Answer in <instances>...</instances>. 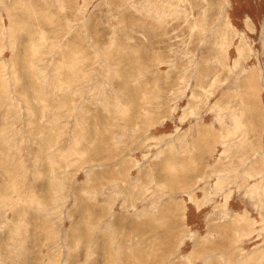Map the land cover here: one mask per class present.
<instances>
[{"label": "rangeland", "instance_id": "374dc122", "mask_svg": "<svg viewBox=\"0 0 264 264\" xmlns=\"http://www.w3.org/2000/svg\"><path fill=\"white\" fill-rule=\"evenodd\" d=\"M0 264H264V0H0Z\"/></svg>", "mask_w": 264, "mask_h": 264}, {"label": "bare ground", "instance_id": "6f19581e", "mask_svg": "<svg viewBox=\"0 0 264 264\" xmlns=\"http://www.w3.org/2000/svg\"><path fill=\"white\" fill-rule=\"evenodd\" d=\"M250 75H251V74H250ZM254 76H255V74L252 75V76L250 77V79L247 80L248 82L246 83V84H248L249 88L251 87V89H252V84H251V82H254V81H253V80H254ZM248 77H249V76H248ZM246 88H247V87H246V85H245L244 90H245ZM247 96H249V95H247ZM257 96H258V94H257V93H254L252 96L248 97V100L250 101V98H252V97L257 98ZM251 112H252V111H251ZM252 118H253V117H252Z\"/></svg>", "mask_w": 264, "mask_h": 264}]
</instances>
